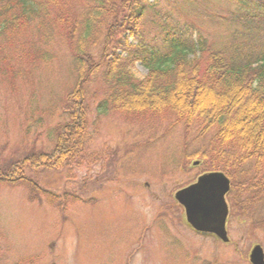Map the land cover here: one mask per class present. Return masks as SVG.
<instances>
[{
  "label": "trees",
  "instance_id": "16d2710c",
  "mask_svg": "<svg viewBox=\"0 0 264 264\" xmlns=\"http://www.w3.org/2000/svg\"><path fill=\"white\" fill-rule=\"evenodd\" d=\"M223 1L234 8L232 29L216 46L194 22L172 24L163 12L197 0H0V81L15 79L12 64L30 54V63L48 64L52 48L67 51L74 80L62 101L68 121L54 128V147L0 164L2 188L22 187L30 201L62 210L76 200L57 197L35 180L41 172L82 162L92 140L87 98L98 85L99 117L118 112L193 130L183 156L199 161L202 174L219 172L229 179L230 210L261 204L264 0ZM149 25L158 28L157 37L148 36ZM31 46L38 49L27 55ZM136 63L147 71L142 79L131 71ZM7 255H0V264H17Z\"/></svg>",
  "mask_w": 264,
  "mask_h": 264
},
{
  "label": "rangeland",
  "instance_id": "374dc122",
  "mask_svg": "<svg viewBox=\"0 0 264 264\" xmlns=\"http://www.w3.org/2000/svg\"><path fill=\"white\" fill-rule=\"evenodd\" d=\"M163 12L172 24L194 22L220 46L232 29L234 8L223 0H197ZM145 28L149 37L158 36L157 27ZM26 49L28 55L38 47ZM50 52L46 65L30 63L31 54L11 62L17 77L0 81V164L50 152L54 128L68 121L62 101L74 85L69 55L64 48ZM131 71L138 79L147 74L139 63ZM99 90L95 85V98H87L92 140L82 162L35 180L57 197L76 200L68 199L62 210L30 201L22 187L0 185V255L17 264H249L252 246L264 253L262 199L243 212L229 208L230 244L195 236L185 226L173 194L202 175L200 165L193 166L199 161L182 153L193 130L118 112L99 117Z\"/></svg>",
  "mask_w": 264,
  "mask_h": 264
},
{
  "label": "water",
  "instance_id": "95a60500",
  "mask_svg": "<svg viewBox=\"0 0 264 264\" xmlns=\"http://www.w3.org/2000/svg\"><path fill=\"white\" fill-rule=\"evenodd\" d=\"M196 165L194 162L193 166ZM228 181L222 173H207L173 194L178 206L184 210L186 224L194 232L214 236L224 244L229 242L226 230L228 206L225 203L230 190ZM248 260L250 264H264L260 246L252 247Z\"/></svg>",
  "mask_w": 264,
  "mask_h": 264
},
{
  "label": "flooded vegetation",
  "instance_id": "af4514ba",
  "mask_svg": "<svg viewBox=\"0 0 264 264\" xmlns=\"http://www.w3.org/2000/svg\"><path fill=\"white\" fill-rule=\"evenodd\" d=\"M211 238H213V237H211Z\"/></svg>",
  "mask_w": 264,
  "mask_h": 264
}]
</instances>
